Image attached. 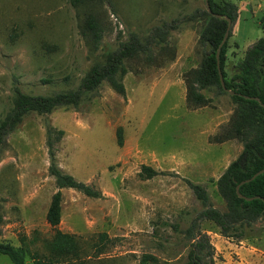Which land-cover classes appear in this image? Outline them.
Listing matches in <instances>:
<instances>
[{
	"label": "rangeland",
	"instance_id": "374dc122",
	"mask_svg": "<svg viewBox=\"0 0 264 264\" xmlns=\"http://www.w3.org/2000/svg\"><path fill=\"white\" fill-rule=\"evenodd\" d=\"M215 1L239 7L227 39L226 79L263 85L264 57L255 71L244 57L264 36V0ZM207 8L206 0H0V122L17 90L49 95L75 89L94 63L132 33L145 38L155 27L179 21L150 58L142 53L127 60L124 94L106 81L79 107L32 112L10 133L0 149V242L48 249L55 229L47 212L58 190L49 171L52 127L55 136L64 131L55 140L58 165L102 191L90 197L62 189L59 229L78 236L89 264H140L145 253L160 264H187L192 241L185 231L204 206L186 180L203 184L213 204L227 211L216 181L244 148L237 139L211 141L234 112L229 92L204 89L212 102L197 109L186 101V73L200 66L206 51L200 35ZM89 13L104 28L98 43L82 32ZM145 164L163 174L143 178ZM200 228L216 247V264L241 261L215 223L204 221ZM102 233L111 239L96 255ZM230 240L259 251L244 264H264V220L247 238ZM0 264L15 263L0 253ZM25 264H34L29 253Z\"/></svg>",
	"mask_w": 264,
	"mask_h": 264
},
{
	"label": "trees",
	"instance_id": "16d2710c",
	"mask_svg": "<svg viewBox=\"0 0 264 264\" xmlns=\"http://www.w3.org/2000/svg\"><path fill=\"white\" fill-rule=\"evenodd\" d=\"M82 0H74L77 5ZM211 12L205 9L207 22L202 28L200 41L206 48L199 67L186 73V101L190 108L197 109L211 104L204 89L218 87L220 92H228L222 85L221 74L225 79L226 88L233 91L230 94L235 104L229 123L217 134L211 137L214 143H224L237 139L243 143V151L230 163L216 181L219 195L227 202V211L217 208L209 195L207 188L187 179V183L204 208L192 219L185 234L191 239V249L187 264H216V247L211 242L207 232L201 230L204 221H211L219 227V232L230 239L247 238L249 232L264 220V173L251 179L258 171L264 169V84L248 85L243 79H226L225 63L227 59L228 41L220 52V65L217 52L228 29L229 20L235 24L239 17V7L232 1L218 3L209 0ZM219 14L220 16H217ZM177 21L155 27L148 37L142 38L132 33L130 38L120 46L109 51L103 61L94 63L81 79L75 89L59 91L49 95H31L17 90L13 108L0 122V149L7 144L8 136L23 122L25 116L32 112L49 114L62 107H79L80 104L95 93L104 82H108L118 92L125 93L124 76L127 73V60L142 53L147 57L153 55L152 47L166 41V35L177 27ZM264 29V19L262 22ZM104 31L96 14L89 13L82 26L84 34L91 33L92 39L98 43ZM231 35V31H230ZM264 57V36L252 45L245 53L244 63L250 71H255L258 61ZM259 98V99H256ZM48 129V145L51 163L50 174L55 177L58 190L52 197L47 212V221L55 229L45 252L29 250L25 247H15L13 244L0 242V253L8 255L15 264H25L29 253L34 264H89L90 258H85L78 236L59 229L62 219L63 188L76 189L90 197H101L102 191L92 185L80 181L72 174L62 170L57 163L55 140L64 134L63 130ZM163 174L149 165H143L140 175L149 179ZM246 181L245 180H249ZM244 182V183H243ZM239 187V193L237 187ZM252 198V199H247ZM3 215L0 213V227ZM107 233L100 234L96 244V255L102 253L106 241H110ZM91 254H86L90 257ZM140 264H160L153 254H143Z\"/></svg>",
	"mask_w": 264,
	"mask_h": 264
},
{
	"label": "crops",
	"instance_id": "0c3cea01",
	"mask_svg": "<svg viewBox=\"0 0 264 264\" xmlns=\"http://www.w3.org/2000/svg\"><path fill=\"white\" fill-rule=\"evenodd\" d=\"M216 235H219V233H215ZM221 236V235H219ZM223 238L230 244V249L236 253H238L241 257V261L238 262V264H244V261H245V258L247 255H251L253 253H259V251L257 250L256 247H252V246H244L243 243H236L226 237L223 236ZM262 253V252H261ZM263 254V253H262ZM224 257L227 259V255L224 254ZM229 261L227 260H224L222 261V263H219V264H228Z\"/></svg>",
	"mask_w": 264,
	"mask_h": 264
},
{
	"label": "water",
	"instance_id": "95a60500",
	"mask_svg": "<svg viewBox=\"0 0 264 264\" xmlns=\"http://www.w3.org/2000/svg\"><path fill=\"white\" fill-rule=\"evenodd\" d=\"M206 2H207V6H208V11L211 12V7H210V2H209V0H206ZM217 16H220V15L217 14ZM228 20H229V25H228L227 32H226L225 37H224V40H223L222 44L220 45V47H219V49H218V52H217L218 61H219V58H220L221 48H222L223 44L227 41L228 36H229V33H230V30H231V27H232V21H231L230 19H228ZM219 65H220V61H219ZM220 74H221V81H222V85H223V87H224V88H225L230 94H233V91H232V90H229V89L226 88L225 79H224V76H223V74H222L221 69H220ZM256 99H259V98H256ZM262 173H264V169L258 171V172H257V173H256L251 179L255 178L256 176H258V175H260V174H262ZM251 179H249V180H245V182H246V181H250ZM243 183H244V182H243ZM239 187H240V186L237 187V191H238V193H239ZM247 199H252V198H247Z\"/></svg>",
	"mask_w": 264,
	"mask_h": 264
}]
</instances>
